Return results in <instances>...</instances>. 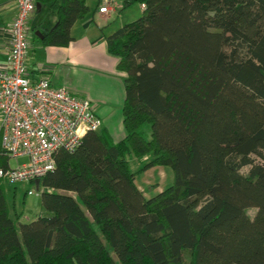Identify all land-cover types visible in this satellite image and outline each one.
I'll use <instances>...</instances> for the list:
<instances>
[{"label":"trees","instance_id":"1","mask_svg":"<svg viewBox=\"0 0 264 264\" xmlns=\"http://www.w3.org/2000/svg\"><path fill=\"white\" fill-rule=\"evenodd\" d=\"M41 1L58 16L45 45L67 47L87 1ZM134 4L142 16L107 37L124 138L102 128L58 151L40 185L49 214L28 223L0 179V264H264V0ZM154 167L174 179L149 198L136 178Z\"/></svg>","mask_w":264,"mask_h":264},{"label":"built area","instance_id":"2","mask_svg":"<svg viewBox=\"0 0 264 264\" xmlns=\"http://www.w3.org/2000/svg\"><path fill=\"white\" fill-rule=\"evenodd\" d=\"M16 2L8 61L0 67V134L6 156L16 161L27 158L28 162L17 161L15 168L9 164L7 170L0 167V179L11 184L41 180L55 169L58 151H74L88 132H99L103 127L90 100L53 86L48 78L30 80L28 30L30 18L37 12V0ZM113 2L102 0L99 12L109 13Z\"/></svg>","mask_w":264,"mask_h":264},{"label":"crops","instance_id":"3","mask_svg":"<svg viewBox=\"0 0 264 264\" xmlns=\"http://www.w3.org/2000/svg\"><path fill=\"white\" fill-rule=\"evenodd\" d=\"M86 1L90 13L73 26L71 30L72 42L67 47H57L46 46L44 43V33L57 26V13L51 12L48 4L37 0L40 7L37 8V12L29 22L30 48L27 68L32 82L48 78L53 86L66 88L76 97L90 100L96 115L102 120V128L108 130L113 137L114 129L123 130L122 110L125 101L126 74L118 69L119 59L109 53L107 37L124 26L120 13L126 10V0H114L109 13L103 14L99 12L102 0ZM140 9L143 11L144 7L140 5ZM16 15V0H0V67L6 66L8 61L10 29ZM114 16L119 18V22L115 21L113 25L107 26ZM156 168H151L143 174H148ZM163 172L165 173V171ZM145 180L146 185L141 186L136 178V184L144 194L147 187L152 184H156V192L164 191L161 186L162 173L157 178L148 174ZM12 185H14L15 193L13 198L16 200L18 184ZM14 204V218L10 212L12 219L18 220L19 223H28L38 218L34 217L23 222L24 214H19L16 210V202ZM40 216L45 215L40 214Z\"/></svg>","mask_w":264,"mask_h":264},{"label":"rangeland","instance_id":"4","mask_svg":"<svg viewBox=\"0 0 264 264\" xmlns=\"http://www.w3.org/2000/svg\"><path fill=\"white\" fill-rule=\"evenodd\" d=\"M125 9H126L125 11H122L120 13V14H122L121 20L124 21L123 25L131 23L133 21H136L137 19H139L142 16V13H143V11H141V9H140L139 4H134L130 7H126ZM118 19L119 18L117 16H114L112 21L109 22V25H107V26L113 25L115 21L119 22ZM112 133H113V139L115 142L120 141L125 136L124 129L123 130L114 129L112 131ZM127 159L130 163V168L133 172H137V170L143 165V163L140 160L133 157L132 155H130V156L128 155ZM148 161H149V159H148ZM27 162H28L27 158L18 159V164H24ZM10 165H11V167L15 168L17 166V161L14 159L11 160ZM163 171H165V173ZM247 172H248V168L243 170V173L246 174ZM161 173H162V181L160 180L162 183L161 186L163 187V190H165L173 184L174 175H173V171L171 168H169V167H157L155 170L149 172L148 174L150 176L157 178V177H160ZM148 174H145V175L143 174L141 176L139 175L137 177V182L139 185H141V186L146 185L145 179L148 177ZM1 182L4 186L8 207L10 209L11 216L13 218L15 216V210H14L15 209L14 208L15 202H16L17 212L19 214L20 213L24 214L23 222H26L27 219L39 217L40 214H43L45 216L49 214L45 209H43V206L41 204V193L44 191V189L42 187L39 190L40 191V194H39L37 192L36 186L30 184L29 182H20V183H18V186L16 189L17 196H16V200H15L13 198V196L15 195L14 185H12L11 183H9L8 181L3 180V179ZM155 186H156V184H152V186L147 187V190L145 191L146 197L149 196V198H150V197H153V196L158 194V192L155 191ZM27 191H32V192H34V194L33 195H27L26 194ZM25 200H26V202H25ZM249 214L251 217H254L256 214V210H250ZM111 253H112V256L114 257V259L117 261V257L115 255V253L112 250H111Z\"/></svg>","mask_w":264,"mask_h":264},{"label":"water","instance_id":"5","mask_svg":"<svg viewBox=\"0 0 264 264\" xmlns=\"http://www.w3.org/2000/svg\"><path fill=\"white\" fill-rule=\"evenodd\" d=\"M39 7H40V4H37V8H39ZM41 38H43V37L41 36ZM35 184H36L37 190H39L40 189V185H41V180L40 179H37L35 181Z\"/></svg>","mask_w":264,"mask_h":264}]
</instances>
